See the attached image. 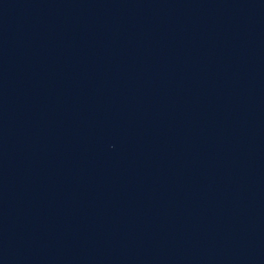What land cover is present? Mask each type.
Listing matches in <instances>:
<instances>
[{
    "label": "water",
    "instance_id": "water-1",
    "mask_svg": "<svg viewBox=\"0 0 264 264\" xmlns=\"http://www.w3.org/2000/svg\"><path fill=\"white\" fill-rule=\"evenodd\" d=\"M157 0H0V42L43 34Z\"/></svg>",
    "mask_w": 264,
    "mask_h": 264
}]
</instances>
